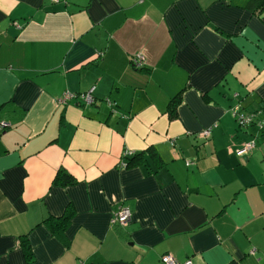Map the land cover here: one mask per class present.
<instances>
[{
    "label": "crops",
    "instance_id": "obj_1",
    "mask_svg": "<svg viewBox=\"0 0 264 264\" xmlns=\"http://www.w3.org/2000/svg\"><path fill=\"white\" fill-rule=\"evenodd\" d=\"M0 120V264H264L262 1L0 0Z\"/></svg>",
    "mask_w": 264,
    "mask_h": 264
},
{
    "label": "built area",
    "instance_id": "obj_2",
    "mask_svg": "<svg viewBox=\"0 0 264 264\" xmlns=\"http://www.w3.org/2000/svg\"><path fill=\"white\" fill-rule=\"evenodd\" d=\"M53 2H59L61 0H52ZM133 65L136 68H143L146 64V57L143 53H136L131 58ZM93 88L87 92L84 93H75L71 91H65V93L62 95L60 102L61 103H67V101L72 99H80L84 101L85 103L91 104L94 103L95 97L93 95ZM233 115L235 116L236 120L238 121L239 125L244 127L248 126L250 124L256 123L259 119V111H246L241 108L240 105H236L232 108ZM10 123L7 121L0 120V131L4 130L5 128L9 127ZM211 133L210 129L204 130L201 132V135H203L205 138H207ZM256 144L254 141L246 142L242 149L238 150L239 153L242 152H248L255 148ZM133 152L130 150H126L123 153L122 157L128 156L132 154ZM191 161H188L187 164H190ZM121 165L124 167L127 164L123 161ZM132 219V211L130 207L120 204L115 209L113 216H112V224L114 225H121L126 226ZM161 260L165 264H194L191 259H187L184 262L177 261L176 258H174L171 254H164L161 257ZM80 264H84L83 261L80 262Z\"/></svg>",
    "mask_w": 264,
    "mask_h": 264
},
{
    "label": "trees",
    "instance_id": "obj_3",
    "mask_svg": "<svg viewBox=\"0 0 264 264\" xmlns=\"http://www.w3.org/2000/svg\"><path fill=\"white\" fill-rule=\"evenodd\" d=\"M260 1H262L264 4V0H260ZM127 165H128V163H127ZM75 182H76V179L64 168H60L58 170V173H57L55 180H54V184L63 185V186H68V185L73 184ZM71 216H72V212L70 211L60 218L48 217V218L43 220V223H45L50 228V230L55 235H57L58 238H61L60 235L63 234ZM66 241H67V244H68V242H70L68 240H66ZM21 242H22L21 244L26 249V255L28 257V260L33 261L34 260V254L31 251V244L28 240V237L26 235H24L22 237ZM230 264H236V263H230Z\"/></svg>",
    "mask_w": 264,
    "mask_h": 264
}]
</instances>
